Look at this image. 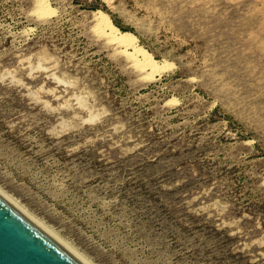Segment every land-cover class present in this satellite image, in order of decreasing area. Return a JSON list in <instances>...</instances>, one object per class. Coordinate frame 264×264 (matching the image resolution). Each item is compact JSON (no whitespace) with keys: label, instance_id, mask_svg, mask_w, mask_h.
<instances>
[{"label":"rangeland","instance_id":"1","mask_svg":"<svg viewBox=\"0 0 264 264\" xmlns=\"http://www.w3.org/2000/svg\"><path fill=\"white\" fill-rule=\"evenodd\" d=\"M0 192L89 264H264V0H0Z\"/></svg>","mask_w":264,"mask_h":264},{"label":"water","instance_id":"2","mask_svg":"<svg viewBox=\"0 0 264 264\" xmlns=\"http://www.w3.org/2000/svg\"><path fill=\"white\" fill-rule=\"evenodd\" d=\"M0 264H83L0 196Z\"/></svg>","mask_w":264,"mask_h":264},{"label":"bare ground","instance_id":"3","mask_svg":"<svg viewBox=\"0 0 264 264\" xmlns=\"http://www.w3.org/2000/svg\"><path fill=\"white\" fill-rule=\"evenodd\" d=\"M42 1V0H41ZM40 4V3H39ZM45 4V2H43V5ZM48 9V8H47ZM51 11V10H50ZM53 15V14H52ZM96 17L100 18L103 20V23L106 24L108 26V28L110 29L111 31V35L113 36V39H115L116 41H118L119 43L123 44V43H127L128 46H132L133 49H134V52L136 53H139L141 55H143L142 57V60L144 58V61L142 63L139 64V66L141 67V69H143V71H145V69H153L155 68V64L154 61L151 60L150 57H148L146 54H144V52H142L140 49L137 48L136 46V42L134 41L133 38L131 37H128V36H120L116 29L107 21L104 19V17L100 16V14L98 13H95ZM94 17V15H93ZM101 22V21H100ZM97 25V24H96ZM102 25V24H101ZM105 25V26H106ZM99 27V25H98ZM100 35V34H99ZM110 36V37H112ZM113 41V40H112ZM114 42V41H113ZM138 56V55H137ZM136 60V59H135ZM138 61V60H137ZM159 63V62H158ZM159 65V64H158ZM157 65V67H158ZM140 69V68H139ZM6 195V194H5ZM4 194H2L0 192V196L5 199L8 203H10L13 207H15L17 210H19L22 214H24L26 217H28L31 221H33L38 227H40L44 232H46L51 238H53L58 244H60L64 249H66L71 255H73L76 259H78L81 263L83 264H89L88 261H86L84 258H82V256H79L75 250L73 251L69 245H67L66 243H64L63 241H61V239H59L58 237H56L53 233H51L48 229L46 228H43L41 226V224L38 223V221H34L33 218H31L29 215H27V213H25V210L23 211L16 203L12 202V200H9Z\"/></svg>","mask_w":264,"mask_h":264},{"label":"trees","instance_id":"4","mask_svg":"<svg viewBox=\"0 0 264 264\" xmlns=\"http://www.w3.org/2000/svg\"><path fill=\"white\" fill-rule=\"evenodd\" d=\"M97 9V8H96ZM119 28H121V26L116 22V21H113ZM123 31H128V30H125L123 28H121Z\"/></svg>","mask_w":264,"mask_h":264}]
</instances>
